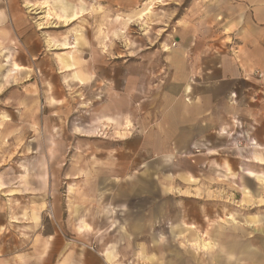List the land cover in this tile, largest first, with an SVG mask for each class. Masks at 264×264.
I'll list each match as a JSON object with an SVG mask.
<instances>
[{
  "label": "rangeland",
  "instance_id": "1",
  "mask_svg": "<svg viewBox=\"0 0 264 264\" xmlns=\"http://www.w3.org/2000/svg\"><path fill=\"white\" fill-rule=\"evenodd\" d=\"M41 1L0 0L3 13L0 79L8 69L10 74L13 62L19 64V59L27 55L23 49L24 41L45 43L47 47L37 57L41 58L42 64L36 72L33 65L30 69L14 72L11 74L13 78L0 89V217L7 206H13L22 208L21 217L35 222L33 218L38 214L40 219L39 226L23 224L14 227L15 232L8 235L6 242L8 246L15 243L16 246L3 253L0 264H57L63 261L64 254L68 264H107L101 253L111 250L115 255L113 260L118 264H260L263 258L256 255L258 250L264 249V234L259 231L262 225L248 226L245 222L251 221L253 215H263L264 204L242 203L241 199L229 198L224 189L246 185L255 190L256 183L250 178L235 179L234 185L227 179L218 180L216 174L215 180L210 178L209 182L194 185V188L173 181L169 185L171 192L167 193L162 186V190L159 189L169 168H157L160 161L145 163L141 158L145 155H137L140 161H137L136 168L149 172L151 167L161 174L152 179L137 174L130 181L122 182L121 194L113 201L107 199L109 194H97L98 170L102 165L98 158L103 153L102 146L109 153L118 147L115 132L76 133L75 126L94 122V113L82 111L94 105L93 84H79L72 75L73 71L62 74L51 71L49 75L46 68L59 61L58 56L78 63L86 34L95 42L104 41L106 46L114 43V52L120 54L123 63L140 62L148 52L145 48L147 42L155 40L159 46L163 42L169 44L178 20L181 24L203 0H66L75 7L80 1L85 5V13L74 22L68 16H56L55 11L64 7L61 0H44L42 4ZM27 3H34L36 8H27ZM41 5L48 6L41 8ZM147 6H151L150 13L143 20L136 18V12ZM127 14L131 16L126 18ZM38 25L45 27L39 28ZM80 32L85 36L81 42ZM78 36L80 44L76 46ZM47 39L58 47L51 49ZM68 40L75 47L64 49L62 46ZM127 41L130 44H125ZM102 52L112 55L107 47L102 48ZM128 55L131 56L129 60ZM59 68L63 69L61 64ZM57 95L63 97L58 104ZM259 119L264 120V115H259ZM4 121H8L6 128ZM263 126H260L262 132ZM208 142L199 146L201 152L208 153L213 148L214 143ZM223 142L219 145L226 146ZM243 144L238 139L233 146L239 148ZM115 163L118 165L119 161ZM241 164L244 162L233 158L230 166L237 170ZM251 165L247 163L248 167ZM260 168L264 172V165ZM31 170L45 172V185L40 178L28 179ZM22 171L27 176L24 180L34 182V188H30L32 193H21L22 190L13 185L15 180L19 183ZM109 180L107 189L118 187L114 180ZM131 182L135 183V192L128 187ZM126 183L130 184L127 186ZM70 187L72 191H69ZM256 189L263 190L261 186ZM119 204L136 210L114 209L108 215L107 208L103 209ZM229 213L234 214L238 224L232 226L219 222L220 217L225 218ZM79 220L85 226L76 225ZM168 221L170 224L166 225ZM175 222L179 224L171 225ZM190 223L193 228L189 227ZM48 234H51L50 242ZM196 234L213 240L216 244L214 250L207 253L196 250L190 244ZM247 235L246 241L237 240ZM61 245L64 246L59 251ZM49 247L50 259L46 258ZM242 249H247V256L236 257L245 255ZM6 253H14L15 258L5 257Z\"/></svg>",
  "mask_w": 264,
  "mask_h": 264
},
{
  "label": "crops",
  "instance_id": "2",
  "mask_svg": "<svg viewBox=\"0 0 264 264\" xmlns=\"http://www.w3.org/2000/svg\"><path fill=\"white\" fill-rule=\"evenodd\" d=\"M60 2L67 10V15L58 8V12L55 11L56 16L69 17L75 13L76 21L86 11L82 1L78 5L76 3L77 7L66 0ZM197 4L198 7L191 16L183 19L181 24L178 20L175 35L169 44L163 42L159 46L155 40L147 42L145 48L148 52L140 62L123 63V60L120 61V54L114 52V43L106 46L104 41L95 42L87 34L85 38L82 36L83 32H80V42L84 41V38L85 41L78 63L58 56L59 61L46 67L49 75L51 71L62 74L70 70L79 84H93V108L87 107L82 111L85 114L94 113V122L85 123L82 127L75 126L74 130L85 135L96 134L98 130L101 134L115 132L114 140L119 142L118 147L109 153L102 146L103 153L98 158L102 165L98 170L97 194H109V201L115 200L116 195L121 194L122 182L130 181L137 174H144L145 178L149 179L161 174V171L151 167L149 172L147 169L136 168L137 161H140V158H136L137 155H145L141 157L145 163L160 161V164L156 165L157 168H169L164 174L166 177H162L163 182L159 189L161 191L162 186L163 191L167 193L171 192L169 185L173 181H180L183 185L194 188V185L206 183L210 178L214 179L216 174L218 180L227 179L232 183L235 179L245 176L256 183V188L261 186L264 190V172L259 170L264 165V132L260 130L264 120L259 119V115H264V0H203ZM47 6L41 5V8ZM26 7L34 10L36 5L27 3ZM2 14L0 11V24ZM131 14H127L126 18ZM117 33L119 31L113 36ZM173 41L175 46L171 45ZM23 43L27 55L19 59V64L12 63L10 74L9 69L1 74L0 89L7 80L13 78L12 73L24 68L30 69L32 65L36 72L41 66V58L37 57L42 50H47L45 43ZM128 43L130 44L129 41L125 44ZM47 44L51 49L58 47L50 39H47ZM103 46L107 47L112 55H105L102 52ZM62 47L67 49L75 45L68 40V44ZM130 57L128 55V60ZM59 63L63 69L59 68ZM62 98L57 95L56 104ZM3 125L6 128L8 121H4ZM119 130H124V134L117 135ZM238 139L244 146H233ZM205 141L213 142V148L208 153H194L193 146H205ZM223 141L226 146L219 145L224 143ZM233 158L244 162V165L241 164L239 169L233 170L230 166ZM116 160L119 161L118 165ZM247 163H251V167H248ZM28 173V179L40 178L45 185V172L31 170ZM19 174L21 178L19 183L15 180V188L21 189V193H32L30 188H34V182L24 180L27 178L25 172ZM109 179L114 180L118 187L107 189L106 183ZM49 183L47 181L48 190ZM233 184L236 185V182ZM130 186L132 192H135V183L131 182L128 187ZM70 188L69 191H72L73 188ZM256 188L251 190L245 185L238 189H224L230 195L229 198L233 196L235 200L241 199L242 203L251 202L258 206L264 204V198L263 190ZM125 205L103 209L107 208L108 215H111L114 209L136 210L128 209ZM21 209L7 206L0 217V260L8 248L13 249L12 246H16V243L8 246L6 242L8 235L15 232L14 227L23 224L40 225L37 213L35 218L32 217L35 222H32L31 219L21 217ZM251 217L252 220L245 222V225L261 224L259 231L264 234V214ZM219 222L232 226L238 224L233 213L227 214L225 218L220 217ZM168 224L169 221L166 222V225ZM173 224L179 223H171ZM76 225L85 226L80 220ZM189 227L193 228V223H190ZM203 236L194 235L190 244L198 251L211 252L216 244ZM248 237L249 235L237 240L246 241ZM47 238L50 242L51 234H48ZM200 242H208L209 248H200ZM50 248L47 249L49 256L46 258L50 257ZM242 251L245 255L236 257L247 256V249ZM142 253L140 255H143ZM13 254L6 253L5 257L15 258ZM101 254L107 264H118L113 260V250ZM66 257L64 254L63 261L57 264H68ZM256 257L263 258L260 264H264L263 247L258 250Z\"/></svg>",
  "mask_w": 264,
  "mask_h": 264
},
{
  "label": "bare ground",
  "instance_id": "3",
  "mask_svg": "<svg viewBox=\"0 0 264 264\" xmlns=\"http://www.w3.org/2000/svg\"><path fill=\"white\" fill-rule=\"evenodd\" d=\"M150 8H151V6H147V7H145V8H142L141 10H139V11H137L136 12V18H138L139 20H143L144 19V17L146 16V15H148L149 13H150ZM62 10L64 11V13H65V15H67V10H65V8L64 7H62ZM76 19V14L75 13H72L70 16H69V20L70 21H73V20H75ZM79 35V34H78ZM79 36H78V38H76L75 39V45H78L79 43ZM65 44H68V43H65ZM103 48H105V47H103ZM128 124V123H127ZM117 133V135H119V136H121V135H123L124 134V130L123 131H117L116 132ZM198 246L200 247V248H203V249H208L209 248V246H210V244L208 243V242H200V243H198Z\"/></svg>",
  "mask_w": 264,
  "mask_h": 264
},
{
  "label": "built area",
  "instance_id": "4",
  "mask_svg": "<svg viewBox=\"0 0 264 264\" xmlns=\"http://www.w3.org/2000/svg\"><path fill=\"white\" fill-rule=\"evenodd\" d=\"M171 45L172 46H175V42L173 41L172 43H171ZM201 152V148L199 147V146H196L195 148H194V153H200Z\"/></svg>",
  "mask_w": 264,
  "mask_h": 264
}]
</instances>
